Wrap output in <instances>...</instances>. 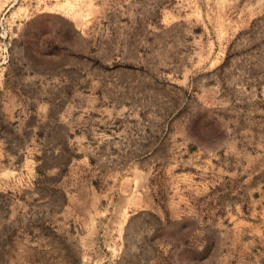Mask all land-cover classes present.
<instances>
[{"label": "crops", "instance_id": "obj_1", "mask_svg": "<svg viewBox=\"0 0 264 264\" xmlns=\"http://www.w3.org/2000/svg\"><path fill=\"white\" fill-rule=\"evenodd\" d=\"M63 54L3 50L12 135L2 143L1 205L78 215L84 247L110 232L114 264H264V144L242 142L234 128L198 144L184 131L155 133L153 113L85 109V67ZM103 166L112 167L107 189L97 185Z\"/></svg>", "mask_w": 264, "mask_h": 264}, {"label": "rangeland", "instance_id": "obj_2", "mask_svg": "<svg viewBox=\"0 0 264 264\" xmlns=\"http://www.w3.org/2000/svg\"><path fill=\"white\" fill-rule=\"evenodd\" d=\"M23 45L83 64L85 109L153 113L155 133L184 131L198 144L220 143L233 128L242 142L264 144V0H0V62L7 46ZM3 98L0 164L12 135ZM101 168L97 185L110 188L112 167ZM1 202L0 264H114L110 232L84 247L78 215L34 201L13 214Z\"/></svg>", "mask_w": 264, "mask_h": 264}]
</instances>
